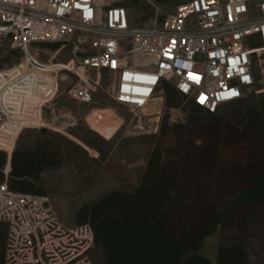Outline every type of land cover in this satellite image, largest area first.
<instances>
[{
    "label": "rangeland",
    "instance_id": "obj_1",
    "mask_svg": "<svg viewBox=\"0 0 264 264\" xmlns=\"http://www.w3.org/2000/svg\"><path fill=\"white\" fill-rule=\"evenodd\" d=\"M186 1L122 3L131 26L139 27ZM58 47L41 44L31 52L43 63L61 61L54 56ZM21 58L2 45L0 61L12 65ZM112 83L101 72L88 105L65 95L54 99L51 106L62 116L53 125L18 134L0 130V150L10 149L9 156L0 151V183H11V171L25 176L14 182L17 192L46 197L68 227L88 224L94 264H144L122 241L126 233L117 231L122 219L130 225L137 215L165 216L168 231L179 234L213 221L197 257L208 264H264V92L252 90L209 115L164 86L157 129L144 134L110 99ZM106 218L116 222L104 225ZM108 241L122 248L124 260Z\"/></svg>",
    "mask_w": 264,
    "mask_h": 264
},
{
    "label": "built area",
    "instance_id": "obj_2",
    "mask_svg": "<svg viewBox=\"0 0 264 264\" xmlns=\"http://www.w3.org/2000/svg\"><path fill=\"white\" fill-rule=\"evenodd\" d=\"M122 2L0 0V49L7 42L22 56L12 65L0 61V130L53 125L62 115L51 104L61 95L90 104L101 72L112 76L110 99L144 134L157 129L164 86L209 114L264 92V0H188L139 27ZM41 44H58L54 56L64 60L41 62L31 52ZM0 224L3 264H94L88 224L64 225L46 197L11 190L6 181Z\"/></svg>",
    "mask_w": 264,
    "mask_h": 264
},
{
    "label": "trees",
    "instance_id": "obj_3",
    "mask_svg": "<svg viewBox=\"0 0 264 264\" xmlns=\"http://www.w3.org/2000/svg\"><path fill=\"white\" fill-rule=\"evenodd\" d=\"M193 107L195 109L197 108L195 106ZM22 179H25V176H19L18 174L14 173V171H11V183L8 182V187L11 190L16 191L14 188L17 186H14V182H20ZM139 207L140 205H137L136 212H138V209H140ZM134 217L135 218L130 225L125 221V219H122L121 224L119 222L117 231H120L122 234L126 233V235H124L125 238L122 241L131 245L128 247H130L131 250L133 249L135 252V257H137L139 262L144 264L146 262L148 264H208L205 259H200L197 257L195 252L199 242L208 233L206 230L208 227L213 225V221H205V224L200 226L198 229L196 228L195 230L192 228H187L185 232L183 230L184 233L182 232L179 234L177 231L175 233H170L168 231L167 220L165 219V216L137 215ZM146 217H148V219H145ZM104 221L107 222V224H104L107 226H110L116 222L109 218L104 219ZM108 243L110 242L108 241L107 244ZM110 247L111 253H113V255L116 254L118 259L124 260L120 255V252L122 251L120 246L113 242Z\"/></svg>",
    "mask_w": 264,
    "mask_h": 264
},
{
    "label": "crops",
    "instance_id": "obj_4",
    "mask_svg": "<svg viewBox=\"0 0 264 264\" xmlns=\"http://www.w3.org/2000/svg\"><path fill=\"white\" fill-rule=\"evenodd\" d=\"M0 151H4L6 152V154L9 156L10 155V149H2ZM8 164L5 168V173L7 174L8 172ZM7 182L8 184V181L7 180H4ZM27 194H30V193H27ZM5 234H6V228L3 224H0V264H3L4 263V245H5Z\"/></svg>",
    "mask_w": 264,
    "mask_h": 264
},
{
    "label": "water",
    "instance_id": "obj_5",
    "mask_svg": "<svg viewBox=\"0 0 264 264\" xmlns=\"http://www.w3.org/2000/svg\"><path fill=\"white\" fill-rule=\"evenodd\" d=\"M2 67H3V68L7 67V63L4 62V63L2 64Z\"/></svg>",
    "mask_w": 264,
    "mask_h": 264
},
{
    "label": "snow or ice",
    "instance_id": "obj_6",
    "mask_svg": "<svg viewBox=\"0 0 264 264\" xmlns=\"http://www.w3.org/2000/svg\"><path fill=\"white\" fill-rule=\"evenodd\" d=\"M79 7V5H77ZM233 95H235V93H232Z\"/></svg>",
    "mask_w": 264,
    "mask_h": 264
},
{
    "label": "bare ground",
    "instance_id": "obj_7",
    "mask_svg": "<svg viewBox=\"0 0 264 264\" xmlns=\"http://www.w3.org/2000/svg\"><path fill=\"white\" fill-rule=\"evenodd\" d=\"M5 173V172H4Z\"/></svg>",
    "mask_w": 264,
    "mask_h": 264
}]
</instances>
